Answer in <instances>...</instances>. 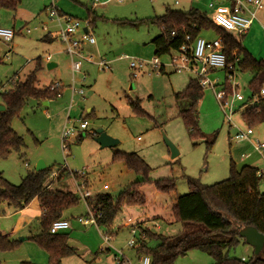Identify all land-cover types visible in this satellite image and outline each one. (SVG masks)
Here are the masks:
<instances>
[{"label":"rangeland","instance_id":"374dc122","mask_svg":"<svg viewBox=\"0 0 264 264\" xmlns=\"http://www.w3.org/2000/svg\"><path fill=\"white\" fill-rule=\"evenodd\" d=\"M25 1L20 0L15 9L0 8V24L11 26L14 19L19 18L21 21L17 28L13 29L15 34L10 42L0 38V106H4L2 94L13 88L17 80H23L25 74L33 69L38 56L49 58L54 53H58L53 57L57 63L56 67L47 69L45 64L37 72L35 86L41 88L46 82L55 80L54 82L60 83L62 94L54 99L45 100L46 102L28 99L18 116L12 119V128L23 137L24 146L19 152H12L8 157L0 158V170L9 182L19 184L26 172L34 169L40 160L50 172L59 171L64 164H67L69 171L82 173L77 181L64 171L52 178L49 172L47 181L52 180L51 183L57 184V180L63 178L62 182L68 183L66 188L77 194L76 184L83 182L85 177L88 185L83 189H88L91 193L98 192L102 191V186L106 184L108 189L102 192L116 197L124 186L140 178V175L127 170L122 162L113 160L114 150L135 152L149 166L148 177L151 182L143 183L139 187V191L141 189L144 193L140 192L145 194L147 199H151V194L155 191L153 181L158 178L173 177L175 189L170 193L182 195L189 191L188 181L190 180L210 185L225 179L229 175L230 163L237 168L241 165H249L258 166L264 170V153L258 156L256 163L252 162V158L243 157V154L255 152L251 143L255 140L254 136L250 135L252 140L233 139L237 130L236 126L239 128L244 126L241 124L244 122H242L241 110L238 108L240 101L234 103L229 123L214 95V89L219 90L220 87L204 88L203 97L198 102L196 111L200 130L205 136L189 137L178 115L180 110L187 107L188 100L177 101L174 93L182 90L185 82L189 78H194V75L185 71L169 73V68H165L163 73L157 70L149 72L146 66L137 71L134 76L135 71L129 67V58L148 60L155 57L150 40L159 34V28L149 18L163 14L164 7L167 6L171 9L184 10L187 0H123L121 3L110 0L102 6L108 7L105 15L107 17L96 18L92 29L95 44L96 41L100 44L99 58L90 63L83 61L80 72L75 74L71 73L70 59L58 40L54 39L52 42L40 40L39 35L46 34L40 29L42 25L47 26L51 32L54 29L48 12L44 9V20L40 16L26 19L35 11H33L34 7L28 6ZM28 2L37 3L35 0H27ZM255 19L264 25V10L258 12ZM27 29L30 30L29 33ZM200 36L211 40L216 34L209 30L201 32ZM253 39L264 47V31L260 28ZM84 55L93 56L88 50L84 51ZM99 59L110 61L109 67H99L97 65ZM158 60L162 64L165 63L167 55L159 56ZM225 76L228 74L223 69L211 71L207 75L213 83L224 82ZM250 77L249 73L235 71L233 76H228L227 81L233 85V91L241 94L245 99L250 95L247 88ZM72 89L76 91L82 89V93L74 94ZM134 100H137L145 114H136L133 111L129 102ZM88 113L91 114L88 115ZM83 120L86 121L87 126L80 129L79 123ZM64 126L69 132L74 133L69 136L66 156L60 142ZM252 128L255 133L264 132L260 124ZM98 129L116 139L117 144L113 147H100L94 140ZM213 136L215 140L208 149L206 141H210ZM164 137L176 147L178 151L176 157L171 158L170 149ZM258 188L259 191L264 192L261 182ZM163 197L166 195L162 196V200ZM84 206V202L79 199L76 205L66 210L72 213L69 218L74 216L76 220L80 214L85 216ZM5 207L7 210H13L7 205ZM142 209L149 214L152 212L151 207L147 205L146 207L131 206L124 203L120 206L112 223L106 227L101 226L100 228L105 230L99 231L110 234L122 224L124 219L130 215L134 216ZM150 228L155 233L173 236L182 232L183 225L179 222L168 224L161 221L160 227L151 226ZM39 229V220L36 218L32 223L33 234L31 235L37 234ZM0 231L5 233L3 229ZM123 231L120 232L123 234L116 241L119 246L124 242L126 232ZM26 233L11 235V238L19 243L12 250L0 251V264L30 262L29 258L38 261L36 253L43 254L48 264L47 253L24 237ZM94 233L96 232L93 231V236L96 235ZM76 235L80 240L81 236ZM137 237L138 233L134 237L130 233L127 241ZM127 241L123 244L125 248L116 246L115 248L122 249L133 264H140L134 252L132 255V247L127 246ZM111 242L112 239L109 243ZM72 244L79 250L72 264H111L110 254L104 252H97L96 255L92 253L88 259L83 260L86 258V255H82L83 244L77 240L72 241ZM148 245H154V241H149ZM103 247L104 245L101 248ZM227 253L230 257L247 258L252 255L253 248L240 240ZM213 262V259L205 252L193 249L186 255L177 257L172 264H212Z\"/></svg>","mask_w":264,"mask_h":264},{"label":"trees","instance_id":"16d2710c","mask_svg":"<svg viewBox=\"0 0 264 264\" xmlns=\"http://www.w3.org/2000/svg\"><path fill=\"white\" fill-rule=\"evenodd\" d=\"M19 1L0 0V8L15 9ZM149 20L160 29V33L151 40L154 55L158 57L179 49L187 36L188 42L192 43L201 32L213 31L222 45L226 66L231 65V69L225 68L224 71L231 76L235 71L251 75L247 83L249 100L253 96L258 97V100L243 109L241 118L249 128L264 122V100L260 95L261 89H264V60L256 59L242 45L240 38L222 30L196 8L182 11L166 7L163 14ZM35 61L34 69L24 80L17 82L13 90L2 94L5 109L0 111V158L19 152L24 146L23 137L14 131L11 121L18 116L28 99L45 101L60 94V90H50V85L40 89L35 87L40 59ZM227 79L226 76L223 86L229 92ZM202 97L203 89L193 78L188 80L182 90L174 93L175 100H188L187 107L180 110L178 115L189 137L205 136L200 130L196 111ZM129 104L136 114H145L137 100L130 101ZM214 140L213 136L210 141H206L208 149ZM113 160L122 162L127 170L140 175V178L130 182L116 197L107 192H97L87 198L98 227L109 226L124 203L131 206L143 205L146 198L139 187L151 182L148 177L150 168L137 153L114 150ZM49 172L47 167L39 171L28 170L19 184H13L0 170V204L20 210L37 199L41 209L40 229L27 239L47 253L48 264H61L63 258L75 253V249L68 245L67 233L53 234L49 232V227L52 221L62 217L66 209L76 205L79 198L70 191L47 189ZM259 182L255 167L243 165L237 168L233 163H230L229 175L219 182L204 185L188 181L189 191L176 196L170 212L172 221L183 225L182 232L167 236L141 228L144 236L137 237L136 252L149 256L150 264H172L177 257L184 256L193 249L208 254L214 261L212 264H264V244L258 255L252 253L243 260L230 257L227 253L240 240L244 241L238 234L239 229L244 226H254L264 235V192L259 191ZM153 188L157 192L168 194L174 191L175 180L173 177L155 179ZM149 241H154V245H148ZM18 243L11 236L0 233V251L12 250ZM19 264L34 263L22 261Z\"/></svg>","mask_w":264,"mask_h":264},{"label":"built area","instance_id":"2783aa9c","mask_svg":"<svg viewBox=\"0 0 264 264\" xmlns=\"http://www.w3.org/2000/svg\"><path fill=\"white\" fill-rule=\"evenodd\" d=\"M121 2L122 0H116ZM177 3V1H176ZM212 3H209L211 6ZM263 7V0H235L231 10L229 13L224 14L221 12H215L211 20L212 22L220 27L222 30L231 33V34H242L248 30L251 26L254 18L255 12L258 9ZM46 11L48 12V17L50 21H52L55 31L51 33L48 30V27L45 25L41 26V29L45 31L48 35L54 36L56 40H58L63 45V51L67 54L70 59V67L71 73L75 74L80 72L81 65L84 60L91 61L92 57L85 56L83 52V47L85 45H93L95 44L94 36L89 32H82L83 23L73 18L69 15L61 13L54 4V0H51L50 3L46 6ZM246 12V13H245ZM30 30L27 29V33ZM14 36V31L10 28L0 27V38L5 42H10ZM189 37L185 38V41L182 45H180L179 49L170 51L167 54V60L165 63H160L158 60V56H155L148 60L137 59V58H129V67L133 69L134 76H136L137 71L144 69V67L149 68V72H154L157 70H163L165 68H169L171 72H190L194 75L193 79H196L198 84L202 89L210 87L214 89L216 86L215 83L211 82L207 75L209 72L217 70V69H231V65L226 66L225 56L222 52V45L220 41L215 38L211 40H206L201 36H198L193 40L192 43L188 42ZM7 54H5L6 56ZM97 65L101 68H108L109 62L104 59H99L97 61ZM229 77L231 75L228 74ZM227 76V77H228ZM235 88V87H234ZM61 85L59 82H52L50 84V90H60ZM72 92L82 93V89L75 90L72 89ZM214 95L216 100L219 102L222 111L225 115L227 122H231V116L233 113V102L236 100H244L243 96L237 92L233 91V85H231L230 91H226L224 87L219 90L214 89ZM260 95L264 100V89H261ZM258 100V97L253 96L250 100L247 101V105H252L254 102ZM87 123L85 120L80 121L79 128H86ZM252 134V129L247 128L245 130L237 129L233 135V139L236 141H242L249 139V135ZM74 135L73 132H69L65 126L62 129L60 142L61 148L64 151V156L67 155L68 149V139L69 136ZM253 147L259 153L264 152V141H254L252 142ZM66 172L74 179H78L82 176V173H77L73 171H69L67 169V164L59 171H52L51 178L58 175L61 172ZM257 176L260 178V182L264 186V170H257ZM78 181V180H77ZM52 180L47 181L46 188H49ZM86 183L83 181L79 184H76L77 188V196L81 199L87 208V213L85 216H78V222L82 224H95V215L91 211L90 207L87 204V198L92 196V193L88 189H83ZM103 189H107V185H103ZM69 228V222L66 219L58 218L50 224L49 232L50 233H59ZM138 225H133L130 229V233L132 237H134L137 233ZM139 237H143L144 234L141 232ZM102 240L104 244H108L110 242L111 235L102 233ZM127 246L135 247L136 246V238H130L127 241ZM103 248H101L102 250ZM242 260L244 258H241ZM140 264H150V257L147 255H141L139 257ZM113 264H133L132 261L126 257L121 249L115 250V254L113 256Z\"/></svg>","mask_w":264,"mask_h":264},{"label":"crops","instance_id":"0c3cea01","mask_svg":"<svg viewBox=\"0 0 264 264\" xmlns=\"http://www.w3.org/2000/svg\"><path fill=\"white\" fill-rule=\"evenodd\" d=\"M35 1L37 2L35 4H31L30 2L27 3V0L25 1L28 6L34 7L33 11H35V12L31 13V15L29 17H27L26 19H31L33 17L36 18V17L40 16L42 18V20H44V18H45L44 9L50 3L51 0H35ZM109 1L110 0H54V4H55L57 9L61 13L69 15V16H71L73 18L81 19L82 21L81 20L80 21L83 23L82 32H89V33L92 34V29H93V27H94V25L96 23L95 22L96 18L101 19V17H105V18L107 17L105 15L107 14L108 7L104 8L102 6H104ZM116 2H118V1H116ZM121 2H119V3H121ZM175 3H176V1H175ZM209 3H212V5L209 6ZM234 3H235V0H187L186 4H185V8H183L184 10H182V11H187L190 8H196L199 11L204 12L208 16V18L211 20V17H212V15L215 12H221V13H224V14L229 13ZM168 8H170V7H168ZM165 9H166V7H164V10ZM263 10H264V0H263V7L261 9H258L255 12V17H256L258 12H262ZM96 14H100L101 16H97ZM108 19H111V18L108 17ZM19 22H21L19 20V18L18 19H14L12 21L11 26L0 24V27H5V28L11 27L12 30H13V29L17 28V25L19 24ZM255 22L257 24H255ZM53 27H54V25H53ZM259 28L262 31H264V25H261L259 23V20L257 22V20L254 18L251 26L248 28V30L246 32H244L242 34H233V35L236 38L239 37L241 39L242 45L256 59H263L264 60V47L261 46L260 44H257L254 41V39H253L255 33L257 31H259ZM54 29H55V27H54ZM54 29H53V32H51V33H54V31H55ZM159 33H160V29H159ZM14 34H15V32H14ZM39 37H40V40H43V41H46V42H52L55 39L54 36L48 35L47 33L46 34L41 33L39 35ZM215 38H217V37L215 36ZM215 38H213V39H215ZM151 40H152V38H151ZM151 40H150V43H151ZM152 47H153V45H152ZM86 50L90 51L93 54V56H91L92 57L91 61H87L88 63L94 62L95 60H97L99 58L98 55L101 53L100 44H98L97 41H96V44L85 45L83 47V52L86 51ZM153 54H154V47H153ZM56 55H58V53H54L53 56L49 57V58L48 57L38 56L37 58L40 59V69H42L43 66L45 64L49 63V62L55 64V66H53L50 69H53L54 67H56L57 63L53 59V57L56 56ZM124 58L128 59L129 57L124 56ZM84 61H86V60H84ZM108 62H110V61H108ZM35 63H36V61H35ZM34 67H35V65H34ZM34 67H33V69H34ZM33 69H31V70H33ZM147 69H148V67H147ZM31 70H29L27 72V74ZM164 71L165 70L163 69L162 73ZM37 72H36V82H37ZM169 73H172V72L169 71ZM27 74H25V76ZM17 79H18V77H17ZM23 80H24V78H23ZM188 80L185 82L184 87L186 86ZM11 81H13V80H11ZM19 81H22V80H17L15 82L13 88H11L9 90H13L15 85ZM54 81L51 80V81L46 82V84L43 87L48 86L49 84H51ZM215 84H216V86H219L220 88H222V87L225 88V86H223V82L222 83L216 82ZM43 87H41V88H43ZM38 89H40V88H38ZM229 89H231V84L230 83H229ZM61 94H62V90H60V94L59 95H61ZM249 96L247 98H245L246 100L244 99V97H243L244 100H241V101L240 100H236V101H240L241 102L240 104H238V108H240L241 112L247 106V100H249ZM236 101L233 102V107H234V103H236ZM88 111L90 112V109ZM241 112H240V114H241ZM242 122H244V121H242ZM198 124H199V121H198ZM241 124H244V126L240 127V128L236 126V129L245 130V129L249 128L246 125L245 122L241 123ZM258 125H256V126H258ZM260 126H261L262 129H264V122L260 123ZM251 129H252V134H250V135L252 137L254 136V139L256 141L260 140L261 142H263L264 141V132H263L264 130H262L263 133H255V131H254V129L252 127H251ZM250 135H249V139H250ZM250 140H252V139H250ZM255 140H252L251 143L254 142ZM261 154L262 153H259L257 150H255V152L252 153V154H250V153L243 154V157L246 158V159L252 158L253 161L252 160L251 161L253 163H256L258 156L260 157ZM263 157H264V155H263ZM241 166H243V165H241ZM252 167H255L257 170H263L262 168H258V166H252ZM83 180L85 181L86 186H87L88 185L87 179L85 180V177H84ZM134 180H136V179H134ZM62 181H63V178H59L57 180V184L55 182L51 183L49 185L48 189H60V190L69 191L66 188V187H68V183L65 184ZM104 185H106V184H104ZM107 189H108V186H107ZM107 189H103V186H102V191H105ZM102 191L99 190L98 192H102ZM140 191L142 193H144L141 189H140ZM95 193H97V192H92V196ZM151 195H152L151 199H147L146 198L145 203L143 204L145 207H146V205L151 207V210H152V212L150 213L151 215L149 213L144 212V210L142 209L141 212H137V214H135L134 216L130 215L128 218L124 219L122 224L120 226H117V229H114V231L110 232V235L112 234L111 235V238H112V242L111 243L112 244L111 243L104 244V242L102 240L101 231L105 230V228H100V227H98L95 224H82V223L78 222L77 218L75 220L74 216L69 218L72 215V213L68 212V211L66 212V210H67L66 209L63 212L61 218L62 219H66L67 221L69 220L68 221L69 222V228L64 230V231H62V232L67 233V235H68L67 243H68V245H70L71 247H73L75 249V253L73 255H71V256L63 258L62 261H61V264H72L73 262H75L74 256H76L78 254L79 250H78V248L76 246H74L72 244V241H76L77 240V241H79L80 243L83 244L82 245L83 249H81L82 250V255H84V256L86 255V258H83V260L84 259H88L89 255H91L92 253L94 255H96L97 252H101V253L104 252V253L110 254V261H111V264H113V256L115 254V250H118L119 248H123V247L125 248V245H123V244H125V242L128 239V235L130 234L129 233V228H131L134 224H136V223L138 224L137 233L139 235L141 233V231H142L141 228H146V229H150L151 230V228H150L151 226L160 227V222L161 221L165 222V223H168V224L174 223L172 221L171 217H170V212H171L172 206L175 203V198H176L177 195H174L172 193L164 194V193L157 192V191H154ZM165 195H166V197H163V200H162L161 199L162 196H165ZM145 197H146V195H145ZM166 198L169 199V200H167ZM84 205H85V203H84ZM5 206H6L5 204H0V229H3V231L5 232V233H3V232L0 231V233L7 234V235L11 236L13 234H20V233L27 232L25 234L27 236L24 235V237H26V238L29 237L31 235V233H32L31 229H32L33 221L36 218L39 220V218L41 216V209L39 207L37 199H33L27 206H25L23 209H20V210H7ZM84 209H85V213L84 214H86L87 213L86 212L87 211L86 205L84 206ZM80 216H82V214H80ZM87 226H90V227L87 228ZM99 230H101V231H99ZM106 230L108 231V229H106ZM93 231L96 232V233H94V234H96L95 236H93ZM122 231L126 232V234L124 233L125 236H124L123 244L119 246V245L116 244V241H117V238L121 234H123V233H120ZM76 234H79L81 236L80 240L77 238L78 236ZM102 245H104V247L101 250ZM115 246L119 247V248H115ZM95 248L97 250H93ZM121 251H122V249H121ZM133 252H134V255H136L137 260L139 262V257L141 255L136 252V247L132 248V255H133ZM28 257H30V256H28ZM36 258L40 262H38L36 260H33V258H29V260H30V262H32L34 264H36V263L37 264H43V262L45 261V257L41 253H36ZM241 258H244V257H241ZM44 264H46V261L44 262Z\"/></svg>","mask_w":264,"mask_h":264},{"label":"water","instance_id":"95a60500","mask_svg":"<svg viewBox=\"0 0 264 264\" xmlns=\"http://www.w3.org/2000/svg\"><path fill=\"white\" fill-rule=\"evenodd\" d=\"M55 66L54 63H47V69L52 68ZM5 109L4 106H0V111ZM94 140L100 145V147H113L117 144V140L110 137L106 134V132L98 129L95 134ZM165 143L168 145L170 149V156L174 158L177 156L178 151L176 147L166 138L164 137ZM45 168V164L43 161H38L35 165V171H39ZM238 234L241 238L244 239V242L249 244L253 248V254L258 255L261 251L263 244H264V235L259 232L254 226H244L239 229Z\"/></svg>","mask_w":264,"mask_h":264}]
</instances>
